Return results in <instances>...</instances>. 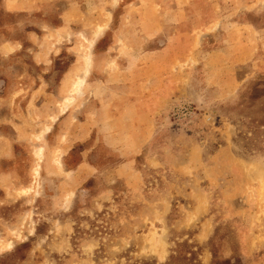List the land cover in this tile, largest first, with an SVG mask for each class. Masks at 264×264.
Segmentation results:
<instances>
[{
    "label": "rangeland",
    "instance_id": "374dc122",
    "mask_svg": "<svg viewBox=\"0 0 264 264\" xmlns=\"http://www.w3.org/2000/svg\"><path fill=\"white\" fill-rule=\"evenodd\" d=\"M5 41L0 264H264V0H0Z\"/></svg>",
    "mask_w": 264,
    "mask_h": 264
},
{
    "label": "crops",
    "instance_id": "0c3cea01",
    "mask_svg": "<svg viewBox=\"0 0 264 264\" xmlns=\"http://www.w3.org/2000/svg\"><path fill=\"white\" fill-rule=\"evenodd\" d=\"M28 3H30V2H28ZM17 5H19V4H17ZM13 10H16V11H24L25 8L17 7V8H13ZM25 40L28 43L32 44V45H36V42L38 41V37L34 33H32V32H26L25 33ZM21 49H22V43L21 42L5 41V44H1L0 43V59H2L3 57L9 58L10 56H12L13 59H14V66L17 65L18 71L19 70L22 71V67H21V64H20L21 58L16 55L18 53V51L21 50ZM36 51L37 50L34 49V51L31 54V59L32 60L35 59V54H36L35 52ZM48 59H50L49 56H48ZM15 62H16V65H15ZM35 64L36 65H44L43 62H41L40 60H38L37 62H35ZM11 90H13V89H11Z\"/></svg>",
    "mask_w": 264,
    "mask_h": 264
},
{
    "label": "bare ground",
    "instance_id": "6f19581e",
    "mask_svg": "<svg viewBox=\"0 0 264 264\" xmlns=\"http://www.w3.org/2000/svg\"><path fill=\"white\" fill-rule=\"evenodd\" d=\"M102 32V31H101ZM97 36V35H96ZM94 42L95 40H92L89 44V50L92 48V46L94 45ZM85 68H84V77L88 74V71H89V66H90V54L86 55L85 57ZM84 82V78L80 79L77 84L73 87V90L75 91V94L77 93L78 89L81 87V85L83 84ZM65 104H66V108H67V104L68 103V99H65ZM66 108L63 110L62 114L65 112ZM49 131V128H47L45 130V133H47ZM37 156L40 157L41 156V149L37 150ZM38 170H39V166H36L33 170V174L36 177H38Z\"/></svg>",
    "mask_w": 264,
    "mask_h": 264
}]
</instances>
